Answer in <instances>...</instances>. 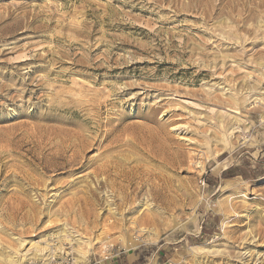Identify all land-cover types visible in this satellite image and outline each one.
I'll return each instance as SVG.
<instances>
[{
	"label": "rangeland",
	"instance_id": "374dc122",
	"mask_svg": "<svg viewBox=\"0 0 264 264\" xmlns=\"http://www.w3.org/2000/svg\"><path fill=\"white\" fill-rule=\"evenodd\" d=\"M86 244L264 264V0H0V264Z\"/></svg>",
	"mask_w": 264,
	"mask_h": 264
},
{
	"label": "bare ground",
	"instance_id": "6f19581e",
	"mask_svg": "<svg viewBox=\"0 0 264 264\" xmlns=\"http://www.w3.org/2000/svg\"><path fill=\"white\" fill-rule=\"evenodd\" d=\"M197 1V0H196ZM222 38H224V37H222ZM226 57V56H225ZM257 64V63H256ZM258 65L260 66L261 65V62L260 63H258ZM229 101V100H228ZM233 101V100H232ZM230 103V102H229ZM153 112V111H152ZM98 113V112H97ZM89 115V114H88ZM235 119V118H234ZM235 121H237V119H235ZM80 127V126H79ZM228 130H229V128H227ZM85 130V129H84ZM227 130V131H228ZM233 131V130H232ZM75 132V131H74ZM73 132V133H74ZM225 132H226V130H225ZM82 135H83V132H82ZM107 135V134H106ZM66 136V135H65ZM75 136H77V135H75ZM75 136H74V138H75ZM95 136V135H94ZM71 137V136H70ZM73 137V136H72ZM86 138V137H85ZM89 138V137H88ZM91 138V137H90ZM96 138V137H95ZM64 140H68V139H66V138H64ZM77 140V142L79 143V141H78V138L76 139ZM76 140H75V142H76ZM92 140V139H91ZM90 141V140H89ZM76 142V143H77ZM84 142H85V140H84ZM93 142V141H92ZM70 143V142H69ZM68 143V144H69ZM87 143V142H86ZM85 143V144H86ZM65 144V143H64ZM78 145V144H77ZM83 145V144H82ZM11 146H12V144H11ZM64 147H66L65 145H63ZM68 147V146H67ZM66 147V148H67ZM63 148V147H62ZM65 148V149H66ZM78 148H80V147H78ZM84 148V147H83ZM64 149V148H63ZM81 151V150H80ZM86 151V150H85ZM58 152V151H57ZM79 152V151H78ZM73 153H75V151H73ZM58 154V153H57ZM83 154V153H82ZM60 155H62V154H60ZM38 156V155H37ZM40 157V156H39ZM73 157V158H72ZM66 158V157H65ZM63 161V160H62ZM83 161V160H82ZM44 164V163H43ZM70 164L71 165H73L74 164V155L73 156H71V159H70ZM82 164V163H81ZM104 165V164H103ZM82 166V165H81ZM51 168V167H50ZM109 169V168H108ZM112 169V168H111ZM93 171H95L93 174L97 177V174H99V175H105L106 173H107V171H106V169H105V167H99V168H96L95 170H93ZM114 171V170H113ZM88 173V172H87ZM109 173V172H108ZM121 174V173H120ZM122 174H123V172H122ZM128 174V173H127ZM124 175V177H125V173L123 174ZM103 177V176H102ZM123 177V178H124ZM107 178H108V175H107V177L105 178V176H104V179H103V182H105L106 180H107ZM110 178V177H109ZM114 178V177H113ZM98 181V180H97ZM106 183V182H105ZM107 184H108V182H107ZM91 186L89 185V188H90ZM91 189V188H90ZM94 189V188H93ZM91 192V191H90ZM87 194V193H86ZM106 200H108V199H106ZM140 202H142V201H140ZM34 204V203H33ZM106 204H107V202H106ZM110 205V204H109ZM139 206V205H138ZM137 206V207H138ZM142 206H146V208H147V210L149 209V205H147V203L145 202V203H141V205H140V208L142 207ZM112 207V206H111ZM109 208L110 207H108V210H109ZM151 209V208H150ZM74 211V210H73ZM109 212V211H108ZM112 214H114V212L112 213ZM134 214V213H133ZM141 214V213H140ZM142 215V214H141ZM140 215V218H142V216ZM113 216V215H112ZM145 218V217H144ZM14 220V219H13ZM44 221V220H43ZM61 223V222H60ZM143 224V223H142ZM146 225H147V223H146ZM147 227V226H146ZM143 228V227H142ZM62 232H64V234L66 235L65 237L68 239V237H70V234L71 233H68L67 231H66V229L65 230H61V233ZM12 233V232H11ZM15 235V234H14ZM15 241V240H14ZM17 241V240H16ZM19 241V240H18ZM17 241V242H18ZM124 243H125V245L126 246H128V247H131L132 246V244H134L133 242H126V241H124ZM18 244V243H17ZM21 245V244H20ZM19 247V246H18ZM16 250V249H15ZM29 250V249H28ZM73 251V250H72ZM8 252V251H7ZM10 252V251H9ZM15 252L16 251H14L13 253H11L12 255H10V258L7 260V262L9 263V264H21L23 261H22V259H20V258H18L17 256H16V258H15ZM88 252H89V246L86 244V246H84L82 249H79V250H76V254L78 255L77 256V259H76V261H80V262H82L83 264H87V262H88V256H89V254H88ZM2 253H4V252H2ZM18 253H20V252H18ZM27 253V252H26ZM64 253V249L61 247V245L60 246H58V247H56V249L55 250H51L50 248H48V246L47 247H45V248H43V247H40V248H38V247H34V253H33V258H35L36 260L38 259V260H40V259H43L44 260V264H51V262H52V260H53V257L54 256H57L56 254H63ZM10 254V253H9ZM14 256V257H13ZM24 256V255H23ZM4 260V259H3ZM1 261V260H0ZM6 263V262H5Z\"/></svg>",
	"mask_w": 264,
	"mask_h": 264
},
{
	"label": "trees",
	"instance_id": "16d2710c",
	"mask_svg": "<svg viewBox=\"0 0 264 264\" xmlns=\"http://www.w3.org/2000/svg\"><path fill=\"white\" fill-rule=\"evenodd\" d=\"M223 157V156H222Z\"/></svg>",
	"mask_w": 264,
	"mask_h": 264
}]
</instances>
